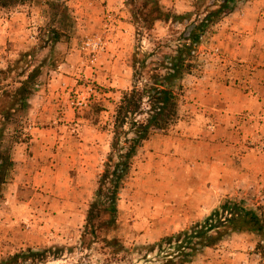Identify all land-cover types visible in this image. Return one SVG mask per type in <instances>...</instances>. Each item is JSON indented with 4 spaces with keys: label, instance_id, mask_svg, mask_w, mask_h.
I'll use <instances>...</instances> for the list:
<instances>
[{
    "label": "rangeland",
    "instance_id": "374dc122",
    "mask_svg": "<svg viewBox=\"0 0 264 264\" xmlns=\"http://www.w3.org/2000/svg\"><path fill=\"white\" fill-rule=\"evenodd\" d=\"M156 1L164 12L190 19L182 24L156 22L152 30L137 36L132 14L141 9V0H123L121 16L107 11L105 0H26L0 8V23L8 24L5 30L0 27V90H10L12 82L22 81L38 66L42 75L35 91L51 90L54 72L68 79L51 90L56 95L50 99L48 116L35 125L40 130L33 134L42 145L35 153L31 145L22 147L23 154L0 186V264L28 250H59L60 257L46 264H155L153 254L145 256L146 247L189 229L225 201L264 219V0H237L206 27L202 49L195 46L191 76H184L187 82L179 94L176 123L165 133L153 134L160 138L180 132L175 129L178 124L194 118L185 86L212 73L207 63L225 57L214 51L222 30L230 24L225 19L236 11L241 19L247 11H255L259 30L251 46L256 52L250 51L249 59L232 60L219 72L226 87L253 92L258 107L235 114L229 129L220 128V118L212 113L220 127L208 125L205 139L199 133L190 140L198 146L197 163L229 159L236 170L221 179L209 164H197L184 174L181 166H175L181 159L175 148L169 149L168 142L147 140L119 192L114 224L109 225L108 215L103 214L95 221L96 235H84L87 212L109 153L114 104L122 91L131 88L134 54H139L138 59L152 54L147 64L159 62L209 6V2L185 0L186 11L177 12L174 5L166 8ZM50 31L61 36L53 46L46 42ZM243 35L233 34L229 40L245 47ZM31 120L30 105L14 114L6 126L5 151L34 140ZM189 264H264V238L233 234L215 248L204 249Z\"/></svg>",
    "mask_w": 264,
    "mask_h": 264
},
{
    "label": "trees",
    "instance_id": "16d2710c",
    "mask_svg": "<svg viewBox=\"0 0 264 264\" xmlns=\"http://www.w3.org/2000/svg\"><path fill=\"white\" fill-rule=\"evenodd\" d=\"M141 1V9L132 14L134 25L137 26V36L143 31L152 30L156 22L182 24L190 19L188 15L164 12L156 0ZM235 1L237 0H199L209 2L204 16L190 29L187 36H179L171 53L159 62L147 64V58L152 54H141L139 59V54H134L131 88L122 91L118 102L114 104L109 153L98 179L95 199L87 212L84 235H96L95 221L103 214L108 215L109 225L114 224L119 192L131 171L138 150L155 132L165 133L176 123L181 81L191 73L195 46L200 43L206 27L225 15ZM25 3L26 0H0V8ZM60 38L57 31H50L46 42L53 46ZM41 68L35 67L22 81L12 82L10 90H0V186L5 183L8 171L15 165L11 151H5L2 146L6 126L15 113L29 107L28 100L34 94L42 75ZM96 112L100 113L101 110L96 109ZM242 233L257 234L264 238V219L255 211L225 201L189 229L146 247L145 256L153 254L155 264H189L204 249L215 248L233 234ZM58 252L59 250H28L26 253L9 256L2 264H46L48 259L57 260L60 257Z\"/></svg>",
    "mask_w": 264,
    "mask_h": 264
},
{
    "label": "crops",
    "instance_id": "0c3cea01",
    "mask_svg": "<svg viewBox=\"0 0 264 264\" xmlns=\"http://www.w3.org/2000/svg\"><path fill=\"white\" fill-rule=\"evenodd\" d=\"M105 1V8L107 9V11L116 13V15H123V13L121 12L123 0ZM160 2L161 5L165 6L166 8L174 5L177 12H183L186 11L185 9H187L185 0H175L174 2H172L171 0H160ZM242 15L244 16V18L241 19L239 12L236 11L230 14V16L225 19V23L230 24L229 26L224 27V29L222 30V36L219 38L218 44L215 45L214 49V51H218V53H223L225 57L221 58V60L216 58L215 63L213 64L207 63L206 66L212 70V73L207 75L204 74L197 78H194V82L191 84V86H189V84L185 86V91L187 93L186 95L187 97H189L187 106L192 111H195L194 118L191 117L187 122H180L175 128H178L180 132H177V130H175L176 132L170 134L169 136L163 135L160 138H155V136L152 135L149 138L150 142L152 140L154 142H168L169 149L171 147L175 148V154L179 153V155L181 156V159L179 161L177 160L175 166H181V171L184 172V174L185 172L189 173L190 168H193L194 166L197 167V164L203 167L208 166L209 164V170L211 171L212 169L216 172L214 176L221 174V179L225 177H231V173L236 170V167L232 165L229 159L225 162H221V160H219V162L213 160V163L208 159V161L204 160L203 165H201L203 162L197 163L198 161L196 160V152H198V146L190 140H194L199 133L202 135L200 136V139H205V137L209 134V132L206 130V127L208 125H210V129L220 127V124H214L211 117L212 113L214 114L216 112L215 117L217 116V118H220V122L222 123V126L220 128L229 129L231 127V121L234 119L235 114L242 113L244 111L252 112L254 111V108L258 107V101H256V95H254L253 92L246 93L245 91L226 87V85L221 82L224 77L221 72H219L222 67L229 63H232V60L239 61V59H242L244 57H246L245 59H247L248 57H250L251 53H253L254 51L256 52V49L252 50L251 43H253V39H257L258 37L257 32L259 29L257 28L256 23L258 20L257 14L255 13V11H247L246 14ZM120 24L123 23L120 21ZM261 24L262 22L259 25ZM0 27L5 30L6 28H8V24L6 22H4V24L1 22ZM242 33H244V37L242 38H245V40L247 41V46L243 47L242 45L238 46L232 44L231 38L229 40V37L233 36V34L241 35ZM2 40L3 35L0 41ZM197 46V49L199 51L203 47L202 43H199ZM250 51L252 52L250 53ZM54 74L55 76L52 77V80H49L50 85L48 84L50 87H52L53 91L57 90V87H59L60 83H64L66 80H68L64 75L59 74L58 72H54ZM186 82L187 80L184 78L181 81L182 86H184ZM51 90L45 91L42 88H38V90L34 91V94L28 100L30 111L32 112V124L30 125V129H32V136L34 137V140H30L29 144H24L23 142L15 144L16 147H14L11 151L12 161L15 165L16 162L19 161L21 154H23L22 147H25L27 149V145H31L30 150L34 151L35 153L37 146L42 145V140H37L36 134L33 133H37V131L40 130L38 127H35L36 123L41 120H45L48 116L46 113L48 111L50 99H52L54 95H56ZM250 169L255 170L256 168H254V165H252ZM226 194H229V192H227Z\"/></svg>",
    "mask_w": 264,
    "mask_h": 264
},
{
    "label": "built area",
    "instance_id": "2783aa9c",
    "mask_svg": "<svg viewBox=\"0 0 264 264\" xmlns=\"http://www.w3.org/2000/svg\"><path fill=\"white\" fill-rule=\"evenodd\" d=\"M217 52V51H216ZM79 105L81 106L82 105V103H79Z\"/></svg>",
    "mask_w": 264,
    "mask_h": 264
}]
</instances>
